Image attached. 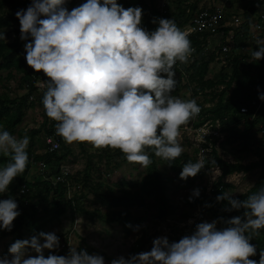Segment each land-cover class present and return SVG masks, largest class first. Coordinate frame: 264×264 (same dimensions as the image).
<instances>
[{"label":"clouds","instance_id":"1","mask_svg":"<svg viewBox=\"0 0 264 264\" xmlns=\"http://www.w3.org/2000/svg\"><path fill=\"white\" fill-rule=\"evenodd\" d=\"M66 2L32 0L16 12L20 39L28 41L27 64L48 78L38 87L47 117L56 122V134L69 144L119 149L130 163L145 168L152 163L147 148L171 164L183 152L181 128L187 129L201 112L194 99L172 95L177 84L174 66L177 61L188 63L195 51L189 33L167 18H159V26L149 32L141 26L143 9L125 8L117 0H87L71 10ZM256 44L259 48L251 57L260 60L264 40L257 38ZM259 98L264 100V94ZM29 143L27 135L18 139L0 131V154L11 158L0 168V194L25 172ZM204 166L203 158L188 161L179 176L195 177ZM220 174L219 168L212 169L213 181ZM199 195L200 189H194L190 202ZM216 200L227 202L225 211L244 209L243 216L219 218L227 225L223 229L217 228V220L198 223L178 242L157 237L150 251L121 255L111 264H264V249L259 261L249 258L257 254L250 241L264 229V188L243 200L224 191ZM20 214L15 199L0 200V229L12 231ZM59 248L55 231H40L15 240L8 249L10 258L0 256V264H106L103 255L72 245L67 255L51 254Z\"/></svg>","mask_w":264,"mask_h":264},{"label":"trees","instance_id":"2","mask_svg":"<svg viewBox=\"0 0 264 264\" xmlns=\"http://www.w3.org/2000/svg\"><path fill=\"white\" fill-rule=\"evenodd\" d=\"M4 1L6 0H2L1 4ZM10 1L11 3H14L13 0ZM177 1L179 3L183 0ZM23 2L24 5L28 7L32 0H23ZM101 2H103V0H101ZM117 2L125 8L141 7L143 9L141 26L149 32L156 30L159 26V18L173 19L176 25L181 29L190 16L186 15L182 9L178 14L172 12L161 13L155 7L152 0L148 3L145 0H138L137 3L130 4L126 2V0H117ZM68 4H71V0H67L66 5ZM190 7L193 8L194 5H191ZM154 19H156V23H153ZM11 24L12 18L10 16H0V81L12 78L13 70L16 73H21V81L19 82L18 87L24 89V92L19 96L16 95L13 97H10L8 92L0 93V131L7 130L11 134L16 132L18 137H23L26 134L19 129L16 131V127L23 121L26 111L29 108L32 109L35 106H43V94L37 93L30 81L29 73L25 70L26 50L24 55H22L20 48L22 40L16 35L11 42H7L3 38L1 28L10 26ZM14 31L16 32V30ZM31 39L32 38H29V41ZM27 42L28 41H25V43ZM195 43L197 44V41H195ZM250 58H252L251 54L240 53L232 62L231 74L228 75L223 71H219L211 78L206 79L205 75L211 57L208 60L202 59L200 63L193 62L190 64L192 71L189 76L190 81H196L198 88L201 90L205 87L213 88L217 84L225 85L221 91L210 93V99L217 97V101L214 104V107L209 110L212 113V118L220 117L223 120V117H227L224 121L229 125L225 126L223 129L227 131L224 143L230 144L238 142V144L246 150L252 143V137L249 135V131L256 126L257 119L255 118L250 121L248 117L251 111L241 113L239 108L242 104H247L249 98L257 95L256 90L261 91L264 85V58L260 60H253L252 58L251 61H249ZM251 65H253V67L255 66L257 74L253 75L247 72ZM174 69H176V65L174 66ZM1 71H6L4 78L1 75ZM34 73L36 72L34 71ZM227 77H229V79L225 81V78ZM25 83H27V86H25ZM229 88L232 89L230 94L227 92V89ZM178 90L179 85L176 84V88L172 95H176ZM238 92H242V98L240 99L235 97ZM32 94L34 95V98L29 99V96ZM44 113L46 115L45 109ZM259 120L264 122V103L262 104ZM230 124H232V126H230ZM239 125L243 127L240 128L238 127ZM50 132L51 130H48V133ZM38 133L39 129H33L27 133L31 141L27 148L29 163L25 172L22 175L15 177L8 189V195L17 201L18 210L21 214L13 221L14 227L12 231L0 229V238L11 237L7 248H9L15 240L22 239L24 229H27L32 235H38L40 231L45 232V226L48 223L60 219V217L68 211L73 215L77 213H85L92 219L96 218L106 223H120L122 227L127 228L129 222H132V219H134L130 209L133 207L144 206L146 198H149L150 204L153 205L156 210L157 219H161L167 214L172 213V207L174 208V206L167 196L168 180L157 168V158L163 161L178 178H180L179 174L183 170V165L186 162H196L194 155L191 156L183 151L180 157L169 164V162L157 157L154 150L147 148L145 151L149 155L152 163L148 167H144V175L140 180L121 182L123 186H120L119 190L116 191L114 187L105 182L104 179L98 178L95 180L92 178L90 173L92 164L90 157L87 156L88 159L82 171H77L75 174L66 173L63 176V180H58L56 183L52 184V181L49 179L50 174L57 175L60 173V165L65 159H67V156L72 153V150L71 147L65 144V140L61 137L59 139L60 147L58 150L43 154L34 153L32 148L34 143L33 139ZM82 149L84 150V148ZM193 152L195 154L196 149H194ZM98 157H106L108 161L111 157H116L120 160L124 158V154L119 149L101 148ZM257 157L258 160L249 162L248 164H243L239 159H236L234 163H229L218 157L217 152L213 150L211 157L204 158L205 166L203 169L218 166L221 169V176L213 182L211 195H205L202 190L198 197L193 196L191 202L188 198V204L191 206L195 204L202 205L211 218L218 221V229H223L227 226L222 221H219V218L223 217L227 220L234 216H243L244 209L225 211L224 209L227 206V202H218L216 197L221 195L226 189L231 188L232 185L224 182L222 177L234 171L246 172L258 168V175L253 185L248 188L246 192L234 195V197L243 200L246 199L248 195L255 194L261 188H264V153L258 154ZM31 160L35 164L37 162H43L45 164V171L41 173V170L39 169V172L33 176L31 180H28L26 177L29 168L32 165ZM9 162H11L10 156L6 157L0 154V168L6 166ZM113 166L118 167L119 162L116 161ZM110 171L111 169H108L107 174H109ZM97 172L100 173V170ZM202 172L203 171H200L198 174L200 175ZM105 175L100 176L105 178ZM190 178L191 177L187 180H190ZM80 182L83 186L88 187L89 190H91L95 199L94 203H99L100 206H103L106 209L105 211H102L100 207L88 209L82 201L86 192H73L71 197H67L68 186L73 183L80 184ZM23 186L26 187V190L18 194ZM259 233V235L254 236L250 241L256 246L257 254L249 258L257 261H259L260 258V250L264 249V229L259 230ZM185 235L187 234L181 232L169 240L170 242H178ZM78 250L84 249L82 246H78ZM87 251L89 252V250ZM49 254L50 250H48L45 256H48ZM51 254L66 255L63 248L52 250Z\"/></svg>","mask_w":264,"mask_h":264},{"label":"rangeland","instance_id":"3","mask_svg":"<svg viewBox=\"0 0 264 264\" xmlns=\"http://www.w3.org/2000/svg\"><path fill=\"white\" fill-rule=\"evenodd\" d=\"M145 1L147 3L150 2V0ZM152 1L154 4L158 2V0ZM85 2L87 1L71 0V4L66 5V7L71 10ZM126 2L129 4L137 3L138 0H126ZM14 5L20 9L27 8L23 0H18ZM0 13L4 14L5 10L1 9ZM10 35L11 32L5 31L6 39H8ZM216 68L210 70L209 76L215 73ZM253 70L254 69L247 70V72L254 75L256 71ZM1 73L4 78L6 71H1ZM20 77L21 73H16L13 70L12 78L0 81V93L8 92L10 97L22 94L24 89L18 87L21 81ZM185 95V90L179 89L174 96L187 100V96ZM34 110V108H29L26 111L23 121L16 127V131L19 129L22 130L24 134L27 133L25 126L28 122L35 119V117H33L35 113ZM184 134L186 133L181 131V136L178 139L180 140L183 151L193 156V145L189 143L192 139L186 143ZM12 135L16 136L18 139L21 138L17 136L16 132ZM252 140L247 150H243L239 147L238 143L232 144V147L228 144L229 148H227L228 151L225 153V158H229L232 162L239 159L243 164H248L249 162L257 160L258 154L264 153V133H257ZM65 144L71 147L72 153L67 156V159L62 162V165L64 164L70 167L69 171L75 174L77 171H82L84 169L88 159L87 156H89L92 164L90 170L92 178L95 180L98 178L104 179L105 182L112 185L116 191L119 190L120 186H123L122 183L124 181L140 180L144 175V167L138 163H130L125 155L124 158L120 160L119 158L111 157L108 161L106 157L99 158L98 154L100 149L95 148L91 144L80 142H73L71 144L65 142ZM82 148H84V150ZM34 149L36 150L35 147ZM230 150H233V152ZM116 161L119 162L118 167L113 166ZM156 165L158 170L168 180L167 196L174 206V208L172 207V213L167 214L161 219H157L154 206L150 204V199L146 198L144 206L130 209L134 219H132V222H129L127 228L122 227L120 223H106L96 218L92 219L85 213L73 215L68 211L61 216L60 219L48 223L45 226V232H56L60 237L59 249L63 248L66 255L69 252L70 245L74 247L82 246L84 250H89V254L97 253L103 255L106 264H111L112 259L118 258L121 255L128 258L132 254L150 251L153 247V240L157 237L164 236L165 234L170 236L171 232L175 235L181 232L191 235L196 229V224L201 222L211 223L214 221L202 205L195 204L191 206L187 202L188 198L192 196L193 190L197 188L200 189V193L203 190L205 195H211V187L214 182L212 179L213 168L202 169L201 171L203 172L200 175L197 174L195 177H191L190 180H181L158 158L156 160ZM39 169V166L36 164L31 165L26 178L31 180L33 176L39 172ZM97 169L100 170V173L97 172ZM108 169H111L109 174H107ZM99 174H106L105 178L101 177ZM257 175L258 168L246 172L237 171L236 173L226 176L224 180L232 185L231 188L226 189V191L233 195L246 192L256 181ZM81 182L78 192H86V195L82 199L86 207L88 209L100 207L102 211H105L106 209L100 206L99 203H94L95 199L93 193L88 187L83 186ZM69 190L70 192L68 191L67 195L71 196V188H69ZM198 219H201V221ZM189 221H192V223H189ZM129 225H131V227H129ZM137 226H139L138 229ZM218 226L219 223H217V227ZM32 236L33 235L27 229H24L22 239H30ZM10 238V236L0 238V256L7 254L10 258L11 254L8 253L9 248H7ZM47 252L48 250L46 249L44 254ZM31 255L37 254L31 252Z\"/></svg>","mask_w":264,"mask_h":264},{"label":"built area","instance_id":"4","mask_svg":"<svg viewBox=\"0 0 264 264\" xmlns=\"http://www.w3.org/2000/svg\"><path fill=\"white\" fill-rule=\"evenodd\" d=\"M1 1L2 0H0V10L4 9L5 13H0V16H10L12 18V24L10 26L1 28L3 34H5L6 31L11 32V35L8 39L4 36L3 38L7 42L13 41L15 35L20 39V21L16 16V12L20 10V8L14 5L18 0H13L14 3H11L10 0H6L2 4ZM191 5H194V7L191 8ZM155 7L161 13L172 12L178 14L182 9L186 15H190L181 30L189 33L191 46L195 51L192 53L188 63L185 64L177 61L175 69L176 74L174 77L177 81V85H179V89L185 90L186 99H194L201 108V112L195 120L189 123L187 129L184 127L181 128V131L186 133L184 134L186 143L192 139L189 143L193 145V150L196 149L194 156L196 155L197 159L211 157L213 150H215L218 157L229 163H234L235 161L232 162L229 158H225V153L228 151L227 148H229L228 144L224 143L227 131L223 130L225 126L229 125L224 121L227 117H223V120L220 117L212 118V113L209 110L214 107L217 101V97L210 99V93L221 91L225 85L217 84L213 88L205 87L202 90L199 89L196 81H190L189 76L192 71L190 64L193 62L200 63L202 59L208 60L211 57L205 79L211 78L219 71H223L228 75L231 74L233 60L240 53L250 55L252 51L258 50L259 46L256 44L257 38L264 40V0H183L179 3L177 0H158ZM14 30H16V32ZM195 41H197L198 45ZM24 45L25 41H22L20 44L22 55L25 53ZM251 59L252 58H250L249 61H251ZM214 68H216L215 73L213 72L214 74L209 76L210 70ZM252 69L256 71L253 65L250 66L249 70ZM25 70L29 73L30 81L37 93L43 94V90L38 87V82H43L48 79L46 75L42 71L34 73L33 69L28 66L27 61H25ZM255 74H257V72H255ZM228 79L229 77L225 78V81ZM25 86H27V83H25ZM231 91V88L227 89L229 94ZM256 94L257 95L248 99L247 104H242L239 111L241 113L251 111L248 118L250 121L255 118L257 119L256 127L259 133L262 134L264 133V122L259 120V115L261 114L264 100H261L259 97L261 94H264V85L261 91L256 90ZM235 97L237 99L242 98V92H238ZM33 98V94L29 96V99ZM34 109L35 113L33 117H35V119L28 122L25 126L27 133L30 130L39 129V133L35 135L33 139L34 143L32 148L34 153L43 154L58 150L61 136L56 134V122L45 115L43 106H35ZM230 126H232V124H230ZM48 130H51V132L48 133ZM27 133L26 135L29 137ZM237 143H230V145ZM230 151L233 152V150ZM31 164L33 165L35 163L31 160ZM36 165L39 166L41 173L45 171V164L43 162H37ZM209 168L216 170L219 167L214 166ZM69 170L70 167L61 164L60 173L57 175L51 173L49 176L52 184L56 183L58 180H63V176L66 173H71ZM236 172L237 171H234L223 176L222 180L227 182L224 178ZM220 176L221 174L216 180ZM69 188H71L72 196L73 192L79 193L80 184L73 183L68 186L67 192H70ZM24 190H26V187H21L18 194ZM212 190L213 183L211 187V191ZM71 196L67 195L68 198ZM8 198H13L8 195V191L0 194V200ZM198 220L201 221V219ZM164 236H167V234ZM173 236H175V234L171 232V235L167 237L172 239Z\"/></svg>","mask_w":264,"mask_h":264},{"label":"crops","instance_id":"5","mask_svg":"<svg viewBox=\"0 0 264 264\" xmlns=\"http://www.w3.org/2000/svg\"><path fill=\"white\" fill-rule=\"evenodd\" d=\"M238 127L242 128L243 126L239 125ZM249 132H250L249 135L252 137L251 140L253 139V137H255L257 135V133H259L256 126H254ZM231 145L229 144V146H231ZM239 147H241L243 150H245L240 144H239Z\"/></svg>","mask_w":264,"mask_h":264}]
</instances>
